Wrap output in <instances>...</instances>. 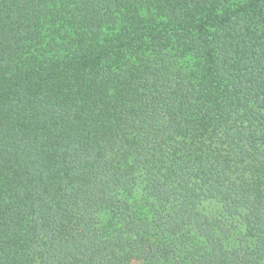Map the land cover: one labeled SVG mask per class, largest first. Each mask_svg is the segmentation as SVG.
Segmentation results:
<instances>
[{
	"label": "trees",
	"instance_id": "1",
	"mask_svg": "<svg viewBox=\"0 0 264 264\" xmlns=\"http://www.w3.org/2000/svg\"><path fill=\"white\" fill-rule=\"evenodd\" d=\"M132 261L264 264V0H0V264Z\"/></svg>",
	"mask_w": 264,
	"mask_h": 264
},
{
	"label": "rangeland",
	"instance_id": "2",
	"mask_svg": "<svg viewBox=\"0 0 264 264\" xmlns=\"http://www.w3.org/2000/svg\"><path fill=\"white\" fill-rule=\"evenodd\" d=\"M208 209L211 210V211L216 210V208L213 207V206L209 207ZM130 264H142V262H140V261H132Z\"/></svg>",
	"mask_w": 264,
	"mask_h": 264
}]
</instances>
